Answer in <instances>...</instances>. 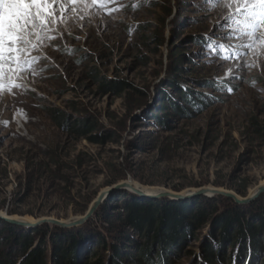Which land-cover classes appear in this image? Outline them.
Segmentation results:
<instances>
[{
	"label": "rangeland",
	"instance_id": "374dc122",
	"mask_svg": "<svg viewBox=\"0 0 264 264\" xmlns=\"http://www.w3.org/2000/svg\"><path fill=\"white\" fill-rule=\"evenodd\" d=\"M198 5L199 0H119L92 6L89 0L87 7L79 6L88 18L85 27L70 25L79 40L66 36V44L54 41L60 52L45 49L50 59L41 66L48 71L28 81L35 91L9 94V83L16 81L7 75L0 81L5 84L0 90V230L6 225L30 233L47 227L52 233L48 264L54 263L50 242L62 231L90 238L87 251L102 235L134 255L141 239L120 224L124 200L205 198L217 201V213L169 257L170 264H208L207 245L219 249L218 217L239 207L247 221L258 223L264 194L251 199L264 186V39L248 52L246 62L255 67L232 82L234 91L214 89V78L232 65L219 68L209 61L202 38L212 34L227 14L221 9L229 6L206 13ZM69 20L74 21L72 14ZM72 48L79 51L62 54ZM109 83L120 91L105 90ZM85 124L91 132L78 133ZM122 184L128 187L109 193L82 225L52 223L84 219L103 192ZM207 189L245 203L195 195ZM137 190L158 198L146 199ZM8 219L45 223L33 228ZM128 234L130 243L124 241ZM224 250L230 257L240 246ZM238 256L236 262L250 264ZM256 256L252 261L264 264V251ZM83 258L88 261L86 254ZM221 262L216 264H234V259ZM122 263L134 264L129 258Z\"/></svg>",
	"mask_w": 264,
	"mask_h": 264
},
{
	"label": "trees",
	"instance_id": "16d2710c",
	"mask_svg": "<svg viewBox=\"0 0 264 264\" xmlns=\"http://www.w3.org/2000/svg\"><path fill=\"white\" fill-rule=\"evenodd\" d=\"M104 89L119 92L121 88L109 83ZM85 125L78 133L91 132V126ZM216 202L205 198H197L193 203H164L136 198L124 200L120 206L124 211L119 217L120 224L141 239L136 242L134 255L124 253L122 245H111L102 235L87 251L90 238L62 231L50 242L54 249L53 264H124V258L133 260L134 264H170L169 256L180 250L183 243L217 213ZM258 210H261L258 223L247 221L244 210L239 207L217 218L215 236L219 249L215 250L213 244L207 245L204 259L208 264L222 263L223 259L233 260L238 255L240 259L250 256L255 259L257 253L264 251V206L260 205ZM109 216L112 220L111 214ZM124 234L126 231L123 230ZM51 235L47 227L19 233L17 229L4 225L0 230V247H7L0 250V264H48L50 245L47 238ZM38 238L41 239L40 244L36 245ZM130 239L128 234L124 241L130 243ZM247 242H250L249 247ZM226 245L233 249L239 245L240 250L227 257L224 254ZM110 252L112 258L109 257ZM85 254L88 261L83 258Z\"/></svg>",
	"mask_w": 264,
	"mask_h": 264
},
{
	"label": "snow or ice",
	"instance_id": "6c2138e0",
	"mask_svg": "<svg viewBox=\"0 0 264 264\" xmlns=\"http://www.w3.org/2000/svg\"><path fill=\"white\" fill-rule=\"evenodd\" d=\"M88 2L0 0V81L6 75L9 81H16L9 83V94L14 95L13 90L21 93L35 91L28 87V81L34 80L38 73L48 71L46 66L41 65L42 61L50 59L45 49L60 52V45L54 41L66 44V36L79 40L78 35H73L70 25L79 22L81 30L85 27L88 18L81 15L82 9L79 6L83 4L87 7ZM112 3H119V0H90L92 6ZM225 3L229 8L221 11L227 14L217 20L211 35L202 38V47L204 56L209 61L217 62L219 68L225 64L232 65L226 69L223 77L217 76L212 82L214 89L231 94L234 91L232 82L242 80L240 73L255 67V64L246 62V57L255 43L264 39V34L260 33L264 26V0H199L198 7L207 13ZM132 7L135 10L138 6L134 4ZM95 10L99 11V8ZM70 14L74 16V21L69 20ZM76 51L79 49L72 48L62 54L72 56ZM4 88L5 84L0 82V90ZM259 194H264V188L258 190ZM249 262L256 264L251 256ZM234 264L242 262H236L234 257Z\"/></svg>",
	"mask_w": 264,
	"mask_h": 264
},
{
	"label": "water",
	"instance_id": "95a60500",
	"mask_svg": "<svg viewBox=\"0 0 264 264\" xmlns=\"http://www.w3.org/2000/svg\"><path fill=\"white\" fill-rule=\"evenodd\" d=\"M128 185L126 184H122L120 186H115L113 188H111L108 192H103L99 198L97 199V201H99V203L97 204L96 202H94V204L92 205L90 211L86 214V216L84 217V219L82 220H79V221H73V222H60V221H52L53 224H56L58 226H61V227H72V226H77V225H82L91 215H93L95 213V211L97 210L98 207H100V205L105 201L106 197L109 195V193L115 191V190H119L121 188H127ZM261 188H264V186H261L259 189ZM138 189V188H137ZM258 189V190H259ZM258 190L255 192L253 199L257 198L259 195H258ZM137 193L139 195H141L142 197L146 198V199H149V200H153V199H157L158 196H149L147 195L146 193H142L140 192V190L138 191L137 190ZM195 195H223V196H226V197H229V198H233L235 199L237 202L239 203H245L244 200H238L237 197L231 193H228V192H223V191H219V190H210V189H207V190H202L200 192H197V194ZM167 197H169L170 199H173V200H184V199H187L186 197L184 196H181V195H178V194H167ZM93 208H94V211H93ZM8 221H10L11 223H18V224H21V225H24V226H28V227H37L39 225H42L43 223H45V221H39L37 224H32L30 222H18V221H15L13 219H8Z\"/></svg>",
	"mask_w": 264,
	"mask_h": 264
}]
</instances>
